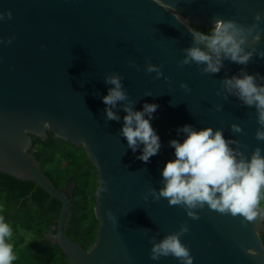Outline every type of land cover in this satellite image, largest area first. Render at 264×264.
<instances>
[{
  "label": "water",
  "instance_id": "95a60500",
  "mask_svg": "<svg viewBox=\"0 0 264 264\" xmlns=\"http://www.w3.org/2000/svg\"><path fill=\"white\" fill-rule=\"evenodd\" d=\"M8 11L12 19L0 21V174L35 183L61 205L52 244L71 264H180L171 256L149 259V237L156 235L159 241L185 222L189 232L181 241L189 247L193 264H264V221L242 224L241 218L207 206L193 221L166 199H141L148 188L163 186L162 170L175 159L169 141L183 142L176 130L185 125L223 129L226 139L247 146L240 149L246 156L256 147L264 155V141L255 139V109L235 97L216 95L219 81L243 66L224 61L217 75H202L195 64L177 66L182 49L191 45L190 27L210 29L214 16L251 25L257 13L264 17V0H0V12ZM256 47L264 51V36ZM149 60L163 65L171 84L144 70ZM246 70L264 76V59L254 57ZM113 72L123 77L135 110L142 111L144 103L159 105L151 125L161 148L148 163L138 160L141 151L127 149L120 136L126 113L118 111L119 122L105 121L102 97L111 86L104 76ZM181 82L189 85L190 93L180 89ZM145 91L153 97L144 96ZM216 105L223 109L217 112ZM231 124L243 132L232 133ZM48 133L82 147L96 170L93 213L98 227L96 243L87 252L64 234L74 184L56 192L29 154L32 139L45 141ZM99 181L106 182L108 192L97 195ZM108 211L116 218L115 228ZM144 228L151 232L145 235Z\"/></svg>",
  "mask_w": 264,
  "mask_h": 264
},
{
  "label": "clouds",
  "instance_id": "9594fccd",
  "mask_svg": "<svg viewBox=\"0 0 264 264\" xmlns=\"http://www.w3.org/2000/svg\"><path fill=\"white\" fill-rule=\"evenodd\" d=\"M5 18L12 19L11 11L6 14L0 12V21ZM212 19L209 34L192 31L190 28L191 45L182 49L183 59L177 66L183 68L195 64L202 75L219 74L224 68V61L243 66L237 74L231 77L225 75L219 81L220 89L216 95L225 100L235 97L243 106L254 108L259 125L255 139L264 141V76L259 73L249 74L246 70L254 57L264 59V51L256 47L264 36V29L260 27L261 23H264V17L257 13L251 25L242 24L236 18L223 19L214 16ZM3 43L4 41L0 40V44ZM7 43L11 44L12 39ZM129 66L140 70L132 61H129ZM162 67L163 65H153L149 60L144 70L149 74L155 73L154 79L163 78L166 83L171 84L172 80L164 76ZM122 80L123 77L115 72L104 76V83L111 86L107 95L102 97V103L106 106L105 121L119 122L121 116L118 111L126 113L123 116L120 136L126 139L127 149H131L133 153L141 151L136 157L138 160L148 163L161 148L160 137L151 125L153 114L159 105L144 103L142 111L135 110L136 101L129 98ZM179 87L186 94L191 92L185 82H181ZM144 96L153 97V93L145 91ZM222 109L223 105H216L217 112ZM176 131L178 135L183 134L184 139L183 142L176 139L169 141V146L174 149L175 159L166 162L162 170L163 186L159 190L148 188L141 199L145 203L149 201V197L153 202L166 199L170 207L184 209L187 217L193 221L200 219L198 210H203L206 206L221 215L239 217L242 224L264 221V209L260 208L261 192L264 190L262 149L256 147L250 157L246 156L240 149L243 147L246 150L247 146L240 145L236 140L226 139L223 129L206 127L197 130L192 125H185ZM230 131L240 134L243 129L237 124H231ZM27 149L22 148V151L26 152ZM99 183L97 195L108 192L106 182ZM107 216L113 222V227H117L116 218L111 211L107 212ZM142 231L145 235L151 232L146 228ZM188 232L189 227L185 222L180 225L178 231L164 236L159 241L156 235L150 236L149 259L159 261L162 257L171 256L180 264H193L189 247L181 241V237ZM11 235L9 224L0 216V264H12L16 259L12 246L6 242V238ZM53 238L50 237L51 243ZM248 254L256 255L252 251Z\"/></svg>",
  "mask_w": 264,
  "mask_h": 264
},
{
  "label": "trees",
  "instance_id": "16d2710c",
  "mask_svg": "<svg viewBox=\"0 0 264 264\" xmlns=\"http://www.w3.org/2000/svg\"><path fill=\"white\" fill-rule=\"evenodd\" d=\"M205 34L211 30L194 29ZM29 154L56 192L74 184L73 200L65 217V236L87 252L96 243L98 224L94 218L97 175L82 147L54 138L32 139ZM260 208L264 209V190ZM61 205L32 182H19L0 174V216L9 224L12 235L6 242L16 257L12 264H71L50 237H55ZM264 245V231L261 237Z\"/></svg>",
  "mask_w": 264,
  "mask_h": 264
},
{
  "label": "flooded vegetation",
  "instance_id": "af4514ba",
  "mask_svg": "<svg viewBox=\"0 0 264 264\" xmlns=\"http://www.w3.org/2000/svg\"><path fill=\"white\" fill-rule=\"evenodd\" d=\"M192 31H194V29H197V28H194V27H190ZM201 29H206V28H201ZM207 30H210L207 28Z\"/></svg>",
  "mask_w": 264,
  "mask_h": 264
}]
</instances>
